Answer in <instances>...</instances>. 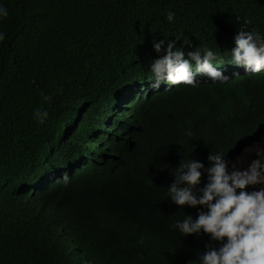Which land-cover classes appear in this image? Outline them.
I'll use <instances>...</instances> for the list:
<instances>
[{
  "label": "clouds",
  "instance_id": "9594fccd",
  "mask_svg": "<svg viewBox=\"0 0 264 264\" xmlns=\"http://www.w3.org/2000/svg\"><path fill=\"white\" fill-rule=\"evenodd\" d=\"M255 11L260 12L250 17L255 27L246 22L231 40L205 44L197 38L180 46V36L154 40L139 57L144 64L122 60L114 71H108L112 62L104 61L96 33L75 24L67 33L72 44L69 60L59 57L53 74L21 88L39 95L44 105L36 113L20 110L31 145L0 148V168L12 170L21 181L16 201L31 203L63 189L81 198L94 197L103 189L99 181L133 176L136 157L152 146L154 119L194 135L200 146L195 153L200 156L194 158L201 162L191 158L172 165L166 196L167 202L183 208L199 206L195 218L186 215L171 226L183 235H208L210 243L197 256L198 264H264V146L259 145L264 134L263 0ZM37 12L40 25L52 24L51 10ZM7 16V8L0 5V19ZM166 19L174 22L175 13L169 11ZM4 38L0 32V41ZM68 71L80 73L71 90L64 86ZM190 89L201 95L194 103L213 99L217 108L219 101L226 104L220 108L227 110L225 120L213 121L203 137L194 132L206 129L209 113L197 109L191 115L182 98L175 101ZM230 117L242 119L244 128L236 129ZM3 134L6 140V131ZM159 164V159L152 164L154 177L160 173ZM205 174L206 183L200 187ZM90 183L96 184L77 188ZM8 203L9 198L2 201ZM67 205L77 203L59 204ZM80 227L68 225L64 233L86 253Z\"/></svg>",
  "mask_w": 264,
  "mask_h": 264
},
{
  "label": "trees",
  "instance_id": "16d2710c",
  "mask_svg": "<svg viewBox=\"0 0 264 264\" xmlns=\"http://www.w3.org/2000/svg\"><path fill=\"white\" fill-rule=\"evenodd\" d=\"M261 0H0L8 16L0 19V148L16 144L31 145L24 134L20 110L32 113L42 110L41 99L32 96L28 82H42L58 67L59 57L69 60L72 44L69 29L78 27L96 33L104 50V61L114 71L120 61L134 64L148 45L161 39L184 41L231 40L234 31L255 27L250 17ZM264 1V0H263ZM51 10L53 22L42 26L37 11ZM175 13L174 22L166 19ZM259 28V22L253 20ZM50 31V35L48 34ZM214 46V45H213ZM108 74V73H106ZM79 72L68 71L64 78L66 90L73 89ZM194 89L182 97L188 113L206 111V129L194 132L205 136L213 121L223 122L227 116L224 102L215 107L213 99L199 100ZM229 121V120H227ZM236 129L244 128L242 119L230 117ZM152 146L135 160L133 176L120 174L101 180L103 189L96 196L81 198L67 189L36 201L20 199L14 193L21 181L12 170L0 168V264H198L197 256L210 243L208 235H183L171 226L186 215H197V208H186L166 200L167 178L172 165L177 166L200 155L194 135L178 132L173 125L152 120ZM4 127V128H3ZM7 128V130H6ZM6 131V140L3 132ZM159 159V175L154 177L153 163ZM205 168L209 167L204 165ZM206 183V174L201 184ZM96 183L79 185L78 189ZM165 190V191H164ZM9 198L8 205L2 201ZM94 200L89 203L90 200ZM91 200V201H92ZM77 203L61 208V202ZM78 224V233L87 245L80 252L66 238L64 231ZM142 241V243H141ZM215 246V242H211ZM127 254V255H126Z\"/></svg>",
  "mask_w": 264,
  "mask_h": 264
},
{
  "label": "rangeland",
  "instance_id": "374dc122",
  "mask_svg": "<svg viewBox=\"0 0 264 264\" xmlns=\"http://www.w3.org/2000/svg\"><path fill=\"white\" fill-rule=\"evenodd\" d=\"M260 138H263V139L260 141L259 145H260L261 147H263V146H264V134H262V136H261ZM252 150H253V149H252ZM251 153H252V152H251Z\"/></svg>",
  "mask_w": 264,
  "mask_h": 264
},
{
  "label": "bare ground",
  "instance_id": "6f19581e",
  "mask_svg": "<svg viewBox=\"0 0 264 264\" xmlns=\"http://www.w3.org/2000/svg\"><path fill=\"white\" fill-rule=\"evenodd\" d=\"M126 97V96H125ZM128 104V103H127ZM132 104V102H130L128 105ZM121 126V125H120Z\"/></svg>",
  "mask_w": 264,
  "mask_h": 264
}]
</instances>
